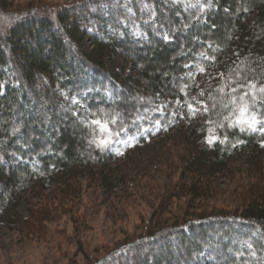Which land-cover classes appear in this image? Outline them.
Listing matches in <instances>:
<instances>
[{"label":"trees","instance_id":"trees-1","mask_svg":"<svg viewBox=\"0 0 264 264\" xmlns=\"http://www.w3.org/2000/svg\"><path fill=\"white\" fill-rule=\"evenodd\" d=\"M249 84L264 87V0H0V223L31 232L84 185L119 190V153L178 129L164 204L192 211L85 264H264V132L236 122ZM262 99L245 97L258 119ZM220 175H245L230 208L204 203ZM51 188L56 206L23 216V197Z\"/></svg>","mask_w":264,"mask_h":264},{"label":"rangeland","instance_id":"rangeland-1","mask_svg":"<svg viewBox=\"0 0 264 264\" xmlns=\"http://www.w3.org/2000/svg\"><path fill=\"white\" fill-rule=\"evenodd\" d=\"M9 1L17 4L69 0ZM194 72L198 81L219 75L214 70L205 73L198 67ZM184 146H187L185 137L178 129L165 136L155 135L135 148L129 146V150L119 153L118 161L129 180L127 185L109 193L95 185H84L79 198L67 203L65 208H58L52 215L54 221L40 223L41 229L38 225L31 232H21L0 223V264H85L88 256L109 251L144 232L149 225L158 228L182 218L184 212L193 208L187 199L179 196L168 200V204L164 202L167 187L178 180L179 158ZM242 161L239 164L244 167ZM244 179L245 175L215 177L211 182L218 194L205 200V206L235 205V195L245 184ZM54 196L57 198V193L52 188L43 190L37 197L28 194L23 197L19 211L28 216L29 203L43 199H52L51 203L56 206Z\"/></svg>","mask_w":264,"mask_h":264},{"label":"snow or ice","instance_id":"snow-or-ice-1","mask_svg":"<svg viewBox=\"0 0 264 264\" xmlns=\"http://www.w3.org/2000/svg\"><path fill=\"white\" fill-rule=\"evenodd\" d=\"M201 71H203V69H201ZM250 92H245L242 96L239 97L240 103L236 104V101L233 100L232 103L236 104L239 112H240V116L237 119V123L239 124H244L247 125L248 129H250L251 131H261L264 132V119H258L256 115L252 114V111L250 110V106L249 103L247 101H245V97L249 96L251 94L252 97V101L256 100V92L259 93H264V87H260L259 89H256V86L254 84H249L248 85ZM256 89V91H252ZM233 91H235V89H233ZM262 103H264V99H262ZM190 109H192V105L188 106ZM94 123L104 132V133H109L110 134V129L108 128V126L106 124H104L102 121L100 120H95ZM215 137L210 138L208 140V142L211 144L215 141ZM100 143L102 145H107L108 141L106 139H102L100 141Z\"/></svg>","mask_w":264,"mask_h":264}]
</instances>
